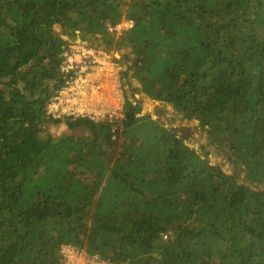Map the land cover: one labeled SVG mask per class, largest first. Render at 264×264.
I'll return each mask as SVG.
<instances>
[{"label":"trees","instance_id":"16d2710c","mask_svg":"<svg viewBox=\"0 0 264 264\" xmlns=\"http://www.w3.org/2000/svg\"><path fill=\"white\" fill-rule=\"evenodd\" d=\"M78 32L131 48L140 99L198 120L235 172L129 96L121 122L48 116ZM68 243L113 264H264V0H0V264H62Z\"/></svg>","mask_w":264,"mask_h":264},{"label":"built area","instance_id":"2783aa9c","mask_svg":"<svg viewBox=\"0 0 264 264\" xmlns=\"http://www.w3.org/2000/svg\"><path fill=\"white\" fill-rule=\"evenodd\" d=\"M132 25V20H127L109 24L108 28L120 30ZM64 39L66 42L59 68L60 87L48 103V114L53 117L88 116L94 120L121 122L125 105L121 81L126 69L121 62L113 59L112 50L100 44L81 36H65ZM60 253L62 264H113L98 254L77 249L69 243L62 245Z\"/></svg>","mask_w":264,"mask_h":264},{"label":"rangeland","instance_id":"374dc122","mask_svg":"<svg viewBox=\"0 0 264 264\" xmlns=\"http://www.w3.org/2000/svg\"><path fill=\"white\" fill-rule=\"evenodd\" d=\"M124 22L125 20L121 21V23ZM108 27L109 26H107L108 31L113 33L115 28L113 27V30H111ZM54 28H56V31H58L59 33L61 32L60 26H55ZM124 29L127 28L122 27L120 30L119 28L115 29V38L119 36L124 31ZM77 36H81V34L77 33L75 37ZM90 42L100 44L102 47L110 49L109 51L112 50L111 54L113 56V59L119 63L121 62L123 68L126 69L123 71L125 72V74L123 75V79L121 81V90H123L125 96H129L130 98L133 97L134 99L136 95L138 100H140V104L143 107V110H145V112H148L152 118L159 119L162 124L166 125L173 132H176L181 137H183L185 141L192 147L197 149L199 153H201L202 155H206L212 163H218L228 173L235 172L236 168L233 165V162L230 159L229 155L226 152L215 147L214 144H210L205 132L199 125L198 120L183 118V116L175 111L174 107L167 102L154 100L149 96H145L140 99L139 91H135L137 89L135 83H138V78L133 76L132 68L129 69V66L137 61L136 54L131 50V48L125 46H121L120 48H118L117 43L115 42L112 46H108L102 40L101 36L92 38ZM138 100H135L134 102H137ZM48 103L46 105L47 115L53 119H64L66 115L53 117L52 115L48 114ZM68 132H70V130L63 122L55 125L50 124L47 134H51V136H58ZM242 175H246V173H243ZM241 180H244L243 177L241 178ZM246 183L249 184L247 180Z\"/></svg>","mask_w":264,"mask_h":264},{"label":"crops","instance_id":"0c3cea01","mask_svg":"<svg viewBox=\"0 0 264 264\" xmlns=\"http://www.w3.org/2000/svg\"><path fill=\"white\" fill-rule=\"evenodd\" d=\"M137 80V79H136ZM139 83V84H138ZM138 85L135 83V85L137 86V89L135 90V91H139L140 90V88H141V84H140V82L138 81ZM135 97H136V95H135ZM133 99V98H132ZM134 100V99H133Z\"/></svg>","mask_w":264,"mask_h":264},{"label":"clouds","instance_id":"9594fccd","mask_svg":"<svg viewBox=\"0 0 264 264\" xmlns=\"http://www.w3.org/2000/svg\"><path fill=\"white\" fill-rule=\"evenodd\" d=\"M128 28H130V27H128ZM79 33V32H78ZM113 33H115V31L113 32ZM80 34V33H79ZM61 36H63V38L65 37V36H67V37H72V36H68V35H63V34H61ZM75 37V36H74ZM137 102H140V100H138Z\"/></svg>","mask_w":264,"mask_h":264},{"label":"flooded vegetation","instance_id":"af4514ba","mask_svg":"<svg viewBox=\"0 0 264 264\" xmlns=\"http://www.w3.org/2000/svg\"><path fill=\"white\" fill-rule=\"evenodd\" d=\"M132 98H133V97H132ZM132 98H130V99H131V100H133ZM134 99H135V100H138V98H137V97H135ZM135 100H133V102H134Z\"/></svg>","mask_w":264,"mask_h":264},{"label":"water","instance_id":"95a60500","mask_svg":"<svg viewBox=\"0 0 264 264\" xmlns=\"http://www.w3.org/2000/svg\"><path fill=\"white\" fill-rule=\"evenodd\" d=\"M71 38H74V36H72Z\"/></svg>","mask_w":264,"mask_h":264}]
</instances>
